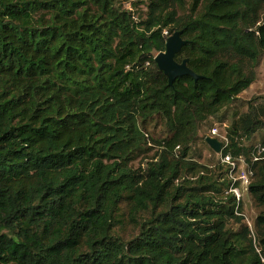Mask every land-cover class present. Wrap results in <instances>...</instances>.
<instances>
[{
	"label": "trees",
	"instance_id": "1",
	"mask_svg": "<svg viewBox=\"0 0 264 264\" xmlns=\"http://www.w3.org/2000/svg\"><path fill=\"white\" fill-rule=\"evenodd\" d=\"M122 2L0 0V264H264V107L195 146L256 81L264 0ZM176 32L198 79L155 60Z\"/></svg>",
	"mask_w": 264,
	"mask_h": 264
},
{
	"label": "rangeland",
	"instance_id": "2",
	"mask_svg": "<svg viewBox=\"0 0 264 264\" xmlns=\"http://www.w3.org/2000/svg\"><path fill=\"white\" fill-rule=\"evenodd\" d=\"M122 5L132 11L134 14H143L147 11L148 0H122ZM256 81L250 86V88L244 91L239 96V101L233 105L230 109L226 110L220 117L210 119L206 124L201 127L199 131L198 137L202 140L196 143V153L202 154V158H200L202 163H211V161L215 158H219V154H217L214 150L208 147L203 140L207 137H214L213 129H217L220 136L226 135L227 127L229 126L232 116L234 112L243 113L248 109L245 107L247 103H255L254 105L264 107V56L260 59L257 68H256ZM223 119V120H222ZM156 133L157 131L154 130ZM264 130L259 131L253 138L254 143H258L263 136ZM216 138V137H214ZM221 139L220 137H218ZM221 141V140H219ZM136 166H139V161L136 162ZM238 171L234 175L236 178L241 177L246 173V178L250 179V175L247 172V168L245 163L239 162L237 164ZM240 185L237 188L236 195L242 199L243 205V214L245 216V222L249 226H253L255 217L257 216L259 210L254 205L248 191V184L244 183L243 180H239Z\"/></svg>",
	"mask_w": 264,
	"mask_h": 264
},
{
	"label": "water",
	"instance_id": "3",
	"mask_svg": "<svg viewBox=\"0 0 264 264\" xmlns=\"http://www.w3.org/2000/svg\"><path fill=\"white\" fill-rule=\"evenodd\" d=\"M181 34L182 32H176L170 36L167 40L166 50L160 52L155 58L159 68L168 76L170 83H173L176 78L181 76L189 75L198 79V76L187 67L186 61L181 64L175 61L176 54L186 43L181 38ZM205 140L212 150L216 153H220L223 147V143L221 141L214 137H207Z\"/></svg>",
	"mask_w": 264,
	"mask_h": 264
},
{
	"label": "built area",
	"instance_id": "4",
	"mask_svg": "<svg viewBox=\"0 0 264 264\" xmlns=\"http://www.w3.org/2000/svg\"><path fill=\"white\" fill-rule=\"evenodd\" d=\"M213 134H214V136H219L220 138H224V136L219 135L218 130L216 128L213 129ZM224 161L231 164L233 168L237 167V163L232 162L230 157H225ZM232 177L234 178L235 181L241 179V180H243L244 183H246V184L249 183L248 179L246 178V173H244L243 176L238 177V178H236L234 175H232ZM234 192L237 193V189H234Z\"/></svg>",
	"mask_w": 264,
	"mask_h": 264
}]
</instances>
